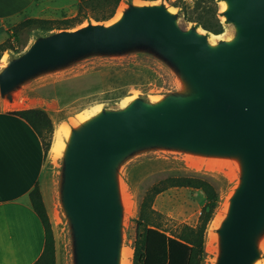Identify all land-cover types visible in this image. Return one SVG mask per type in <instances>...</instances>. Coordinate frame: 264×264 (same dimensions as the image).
<instances>
[{
	"label": "water",
	"instance_id": "1",
	"mask_svg": "<svg viewBox=\"0 0 264 264\" xmlns=\"http://www.w3.org/2000/svg\"><path fill=\"white\" fill-rule=\"evenodd\" d=\"M220 1L228 37L183 24L164 0H127L108 22L35 31L2 62L6 109L96 64H137L164 79L156 94L136 93L65 123L50 191L66 229L67 264H123L125 179L153 154L227 169L234 185L213 229L210 264L263 262L264 0Z\"/></svg>",
	"mask_w": 264,
	"mask_h": 264
},
{
	"label": "rangeland",
	"instance_id": "2",
	"mask_svg": "<svg viewBox=\"0 0 264 264\" xmlns=\"http://www.w3.org/2000/svg\"><path fill=\"white\" fill-rule=\"evenodd\" d=\"M127 0H122L120 5H124ZM159 1V0H136ZM169 6L181 12L183 24L198 23V21L188 20L186 13L194 19L211 18V13H216L222 22V31L215 33L208 29L213 38L225 34L231 35V25L220 15L222 2L220 0H164ZM78 1L73 0H37L34 12L40 17L49 19L52 25H58L60 21L73 19L78 14ZM117 8V10H118ZM89 16L77 27L88 20L98 21L93 15L102 13L103 8L98 4L90 5L87 8ZM116 10V12H117ZM116 15V13H115ZM114 15V16H115ZM99 20L108 22L114 18ZM57 22V23H54ZM200 24V23H198ZM201 25V24H200ZM202 26V25H201ZM203 27V26H202ZM73 28V27H70ZM204 28V27H203ZM55 30V29H52ZM35 31H48L42 29H26L19 35L10 34L6 41L11 45L22 48L23 42H27ZM50 31V30H49ZM18 37L21 38L20 43ZM1 44V43H0ZM25 45V46H26ZM25 47H23L24 49ZM21 49V50H23ZM7 49L0 58V66L5 61L8 53L14 50ZM164 79L148 68L137 64H126L121 62H107L88 67L75 76L67 79L55 80L41 92L42 101L39 103L45 109L53 123L51 133V147L55 138V132L61 124H65L77 115L88 111L98 105H119L127 97L136 94H156L163 85ZM3 105L1 104L0 107ZM67 127V125H65ZM57 157L49 151L46 174L43 177L47 185L46 202L49 216L52 222L54 234L57 242V264H67L66 252V229L63 219L58 216L56 206L51 195V177ZM177 175H201L209 179L219 192V205L217 212L210 221L207 228L206 259L204 264H210L213 257L212 223L215 217L220 214L226 199L234 185L233 176L225 168L214 164L193 163L179 155L153 154L137 162L127 174L125 179V191L128 198V211L126 219L127 245L125 250L130 253L132 264L133 242L141 234L142 227L138 224L140 204L144 196L153 185L167 176ZM207 204L205 191L196 186H170L154 195L150 206L147 207V221L168 235H180L183 225L196 227L200 222V217L204 206ZM212 227V228H211ZM212 229V230H211ZM260 264H264L263 262Z\"/></svg>",
	"mask_w": 264,
	"mask_h": 264
},
{
	"label": "trees",
	"instance_id": "3",
	"mask_svg": "<svg viewBox=\"0 0 264 264\" xmlns=\"http://www.w3.org/2000/svg\"><path fill=\"white\" fill-rule=\"evenodd\" d=\"M122 0H80L78 14L73 19L60 21L58 25H52L51 20L41 17L27 18L14 26V35L17 36L26 29L52 30L70 28L84 21L89 16L87 8L98 4L103 8L102 13L94 14L96 20H106L113 17ZM188 20L198 21L205 29L219 33L222 31V22L216 13H211V18L194 19L186 13ZM57 23V22H54ZM19 43L21 38L18 37ZM27 43V42H26ZM22 40V48L11 45L9 41L0 44V58L7 49L20 51L25 47ZM11 113L26 119L42 139L45 157L47 158L51 148V133L53 123L48 112L41 107H29L11 110ZM170 186H196L205 191L207 204L204 206L200 222L196 227L183 225L180 235H168L165 231L150 225L147 221V207L150 206L155 194ZM29 200L40 216L45 228V246L41 256L33 264H57V242L52 222L48 212L46 196L39 182L29 193ZM219 205V192L215 185L201 175H177L167 176L153 185L144 196L140 204L138 224L142 227L141 234L133 242L132 264H204L206 259L207 228L217 212Z\"/></svg>",
	"mask_w": 264,
	"mask_h": 264
},
{
	"label": "crops",
	"instance_id": "4",
	"mask_svg": "<svg viewBox=\"0 0 264 264\" xmlns=\"http://www.w3.org/2000/svg\"><path fill=\"white\" fill-rule=\"evenodd\" d=\"M73 1L79 6L80 0ZM36 4L37 0H0V43L19 22L40 17L34 12ZM43 91L26 94L16 109L41 107ZM11 110L15 109L0 107V264H33L44 250L45 228L29 193L39 182L46 196L48 156L32 125Z\"/></svg>",
	"mask_w": 264,
	"mask_h": 264
},
{
	"label": "bare ground",
	"instance_id": "5",
	"mask_svg": "<svg viewBox=\"0 0 264 264\" xmlns=\"http://www.w3.org/2000/svg\"><path fill=\"white\" fill-rule=\"evenodd\" d=\"M122 7H123V6L121 5V6L118 8L115 17H117V16L120 14V12H121V10H122ZM229 36H230V34H229ZM219 37H225V34L223 33V35H219ZM5 58H6V57H4V59H5ZM125 100H126V99H125ZM125 100H123V102H124ZM98 107H99V105H98ZM98 107H97V106L92 107V108H90V110H88V111H89V112H90V111H94V110H96ZM81 115H82V114H81ZM65 125H66V124H61V125L59 126V128H58L56 134H55V138H54V141H53V144H52V147H51V151L53 152V154H54L55 157H58V156H59V154H60V152H61V149H62L63 140H64L65 134H66V132H67V127H66ZM224 206H225V204H224ZM224 206H223V208H224ZM221 215H222V211L220 212V214H218V215L215 217V219H214V221H213V223H212V227H215V226L217 225V223H218V221H219ZM212 227H211V228H212ZM211 230H212V229H211ZM130 255H131L130 253H128L126 250H124L123 264H130V263H131Z\"/></svg>",
	"mask_w": 264,
	"mask_h": 264
}]
</instances>
